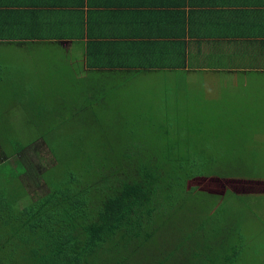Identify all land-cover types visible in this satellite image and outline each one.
I'll return each mask as SVG.
<instances>
[{
    "label": "trees",
    "instance_id": "obj_1",
    "mask_svg": "<svg viewBox=\"0 0 264 264\" xmlns=\"http://www.w3.org/2000/svg\"><path fill=\"white\" fill-rule=\"evenodd\" d=\"M45 14L39 11L41 21L20 32H6L0 26V45L31 47L35 40L65 39L60 30L51 33V18ZM55 15L61 21L59 13ZM163 42L143 41L141 59L151 60L133 67L144 65L145 71L165 74L182 71L186 47ZM118 72L100 78L102 85L96 83L103 87L98 89L101 99L119 90L120 75L137 77L142 70ZM186 79L163 95L153 96L159 99L153 110L168 116V121L147 112L136 120L107 123L103 128L100 121L107 113H100L97 126L83 124L68 134V126L52 123L67 121L61 114L69 112L60 110L51 119V136L46 133L19 144L0 134V172L17 160L16 168L23 167V171L13 177L32 175L29 160L18 159L39 139L55 159V165L45 171H51L50 178L42 172L49 191L41 198L26 200L20 194L8 198V193L6 198V191L0 189V264H244V248L257 253L258 248L230 226L231 219L224 215L225 201L218 202L207 188L199 187L203 182L212 184L208 180L223 181L218 169L227 158L222 155L221 136L219 144L210 136V128L195 126L203 124L196 117L199 97L194 103L189 101ZM111 96L108 103L118 101L115 93ZM70 111L78 117V112ZM49 136L51 141L46 142ZM5 141L11 146L4 145ZM237 174L231 178L241 181L235 178ZM219 181L213 183L224 192L227 185ZM214 188L210 190L218 191Z\"/></svg>",
    "mask_w": 264,
    "mask_h": 264
},
{
    "label": "rangeland",
    "instance_id": "obj_2",
    "mask_svg": "<svg viewBox=\"0 0 264 264\" xmlns=\"http://www.w3.org/2000/svg\"><path fill=\"white\" fill-rule=\"evenodd\" d=\"M77 49L67 51L45 42L31 47L0 45V63L5 67L0 70L2 139H15V143L19 144L28 143L46 133L51 136L48 131L51 130V124L60 122L68 126V134H71L73 128L83 124L97 126L100 113H107L105 122L100 121L103 128L107 127V123L136 120L139 116L147 115V112L168 121V116L153 110L159 103V99L153 96L163 95L183 83L185 77L145 70L137 77L120 75L122 84L119 83V90L112 92L118 96V101L108 103L112 93L107 94L108 99H101L98 89L102 90L103 87L91 84L89 74L75 71L76 57H79L75 51ZM243 79L233 75L225 78L224 73L200 79L193 73L186 83L189 101L194 103L195 98L199 97L195 104L199 110L196 111V117L203 124L195 123V126L210 128V136L216 137L219 144L223 141L222 155L228 159L218 169L224 175L220 179L223 181L212 179L208 180L212 187L205 182L200 183L199 187L207 188V193L211 192L209 196L218 197V202L225 201L227 207L225 210L223 206V210L225 217L228 215V219H231L230 226L240 231V238L249 240L252 247L258 248L257 253L244 248L242 259L247 260L244 264H264V189L251 181H245L264 182V78L253 80L251 77L248 82ZM107 90L111 92L109 88ZM97 100H101L99 104ZM204 104H207L205 108ZM70 109L78 112V117L72 115ZM60 110L69 112L61 114L67 121L56 118L58 121L52 120L51 123L54 113ZM50 136L45 138L46 142L51 141ZM3 144L11 146L6 141ZM212 147L216 148L214 139ZM237 154L245 159H240ZM22 159L29 160L27 167L33 168L32 175L13 177V173L22 174L23 167L16 168L17 160L8 163L10 167L0 172L1 193L4 189L6 198L7 193L8 198L20 194L24 199L31 198L34 201L49 191L41 175L55 165V159L40 139L28 147L25 155L18 160ZM235 173H238L235 178L241 181L231 178V174ZM45 174L44 177L48 179L51 171ZM217 181L227 185L224 192H221L222 187L219 191V185L215 187L217 184L213 182ZM211 188L218 191H212ZM234 194L240 195L236 197ZM255 256L256 260H251Z\"/></svg>",
    "mask_w": 264,
    "mask_h": 264
},
{
    "label": "crops",
    "instance_id": "obj_3",
    "mask_svg": "<svg viewBox=\"0 0 264 264\" xmlns=\"http://www.w3.org/2000/svg\"><path fill=\"white\" fill-rule=\"evenodd\" d=\"M39 11L51 18V33L60 30L65 39L34 44L78 47L75 71L89 74L95 85L118 71L146 70V40L186 47V66L168 73L174 77L264 78V0H0V26L6 32L28 29L41 21Z\"/></svg>",
    "mask_w": 264,
    "mask_h": 264
}]
</instances>
